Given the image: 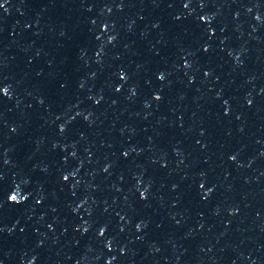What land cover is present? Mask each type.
<instances>
[{
    "label": "water",
    "instance_id": "obj_1",
    "mask_svg": "<svg viewBox=\"0 0 264 264\" xmlns=\"http://www.w3.org/2000/svg\"><path fill=\"white\" fill-rule=\"evenodd\" d=\"M0 264H264V0H0Z\"/></svg>",
    "mask_w": 264,
    "mask_h": 264
}]
</instances>
